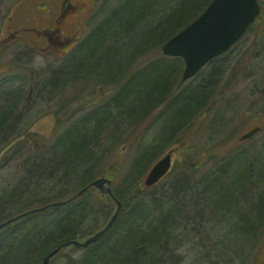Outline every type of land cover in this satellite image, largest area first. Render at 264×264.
Segmentation results:
<instances>
[{
	"label": "rangeland",
	"instance_id": "obj_1",
	"mask_svg": "<svg viewBox=\"0 0 264 264\" xmlns=\"http://www.w3.org/2000/svg\"><path fill=\"white\" fill-rule=\"evenodd\" d=\"M14 1L0 0V38L5 14ZM89 2L80 39H85L107 13L121 4L120 0ZM259 2L261 13L258 20L242 39L187 81L182 80L183 58L166 56L161 51L163 44H151L138 53L127 73L163 58L178 64L180 84L169 97L189 86L209 85L213 93L201 104V110H193L189 114L188 121L175 134L167 131L166 113L163 112L169 97L162 106L139 119L134 116L129 119L121 115V109L119 113L112 105L107 106L108 111L104 112L106 116L103 118H107L109 123L106 129L99 132L98 141H91V164H82L74 172L61 164L63 149L56 145L59 137L68 128L79 125L92 111L111 102L132 72L116 81L112 80L116 71H108L103 79L94 74L86 77L80 74L83 66H78L76 61L82 57L77 52L82 41L67 54H42L27 47L21 40L3 42L0 51V106L6 107L16 101L19 105L0 134V219L39 207L49 200H61L75 194L82 185L83 177L79 174L89 166L93 167L94 179L99 176L112 179L113 190H118L123 199L127 198L132 183L144 184L151 166L173 149L174 167L170 174L149 187L148 193H139L149 200L156 192H167L168 196L175 191L174 184H178L176 189L180 192L181 180L186 182L181 187L184 197L193 186L199 193L194 196L193 205L190 203L189 206V214L195 221L190 226L193 233L178 234V238L183 240L181 248L167 262L188 264L196 257V251L203 248L206 256L204 264H215L218 259L220 263L228 260L227 264H264V219L255 226L257 231L251 238L241 231L245 229V223L240 221L245 220L246 215L248 219H256V208L258 206L259 209L260 201L264 200V128L250 139L240 138L257 125L255 117L250 115L249 105L264 94V0ZM114 60L110 57L109 62L114 64ZM236 69L240 72L231 81ZM146 77L150 78L149 75ZM33 82L35 87L30 90L29 85ZM18 95L23 97L18 99ZM113 118H116L115 122ZM95 123L96 120L87 123L86 128H94ZM90 128L87 135L98 133ZM180 141L185 144L178 148ZM143 153L148 154L150 161L132 182L130 172ZM248 168L250 172H246ZM211 174L222 176L218 179L224 183L238 182L233 184V190L239 198L233 201L232 208L227 209L219 202V209L203 213L204 207L211 203L202 194V184ZM249 176L252 179L246 182ZM87 193L83 195V200L88 203L87 206L97 210L93 214L90 207L86 209L90 212L83 225L87 236L81 240L95 233L97 230L94 229L105 222L108 213L112 216L117 207L114 202L106 203L103 197L106 195L97 187H92ZM182 204L185 202L182 201ZM30 216L22 217L25 220L23 234L47 222L45 214L36 218ZM183 227L181 229L186 231ZM214 244L228 256L222 254L223 257L216 258ZM20 245V240L15 239L8 248L14 246L13 250L17 252ZM81 251L75 250L74 246H66L63 252L52 258L50 264H76ZM38 260L41 264L43 257H38Z\"/></svg>",
	"mask_w": 264,
	"mask_h": 264
},
{
	"label": "trees",
	"instance_id": "obj_2",
	"mask_svg": "<svg viewBox=\"0 0 264 264\" xmlns=\"http://www.w3.org/2000/svg\"><path fill=\"white\" fill-rule=\"evenodd\" d=\"M120 1L121 4L107 13L104 20L79 45L77 52L82 57L76 62L78 66H83L80 74H84L85 77L88 74H94L103 79L108 71H116L112 80L116 81L121 76L123 79L125 74L132 72L127 73V70H130L132 59L137 57L138 53L144 51L151 44L157 43L158 46L164 44L199 16L211 0ZM254 24L255 22L251 27ZM110 57L115 59L114 64L109 62ZM116 62H118L117 66ZM238 72L240 69L233 72L231 81L235 80ZM146 75H149L150 78H147ZM178 75V64H174L173 61H166L165 58L133 71L111 102L92 111L93 113L89 114L79 125L68 128L59 137L56 145L63 149L64 160L61 164L73 172L82 164L90 165L93 154L90 147L91 141H98L99 132L106 129L109 123L107 118H103L106 116L104 112L108 111L107 106L112 105L119 113L121 109V115L127 116L129 119L132 116L138 119L148 116L158 106H162L173 93L176 85L180 84ZM187 89L181 93L180 91L175 92V96L168 98L167 106L163 109L164 114L166 113L164 116L166 129L170 133L174 132L173 134H175L181 125L183 127L188 121L189 114L193 110H201V104L205 103L206 99L213 93L209 85L189 86ZM21 97L23 96L18 95V99ZM18 105L16 101L11 105H6V107L0 106V134L9 123ZM249 106L250 115L255 117L254 122L261 125L263 129L264 94L256 101H252ZM95 120L94 128H86L87 123ZM113 120L115 122L116 118ZM89 128L90 130L94 129V132L98 131V133L92 136L87 135ZM180 138H182L181 135ZM182 143L184 142L180 141V145L178 143L177 147H181ZM149 161L148 154L143 153L139 156L134 163L133 171L130 172L132 182L146 169V163ZM92 168L89 166L82 170V174H79L83 177L80 189L94 180ZM248 170L249 168L246 172ZM220 177L222 179V176ZM220 177L217 174L214 176L211 174L206 182L199 183L202 184V194L211 203L210 206L204 207L203 213H212L213 210L219 209V202L230 209L234 206L232 205L233 201L239 198L233 190V184L238 182L234 180V183H224L218 179ZM251 179L252 176H249L246 182ZM181 181L180 192L176 189L178 184H174L172 187L175 191L170 195L167 196V192L163 191L156 192L151 196V200L139 195L140 192L148 193V188L143 183H132L128 190V196L124 199L118 190H114L116 197L123 202V208L117 220L97 242L87 247H74L75 250H82L76 264H169L168 259L178 251L179 247L181 248V242H183L182 237L178 238V234L180 232L193 233L190 226L195 224L194 219L189 214V206H191L190 203L195 202L194 196L198 191L193 186V192L190 189L185 195V197L188 196L185 199L181 187L186 182ZM88 191L83 195H87ZM77 193L61 199L66 200L73 197L65 204L53 205L45 210L29 214L32 218L45 214L44 217L47 220V222H43L41 227L36 225L34 231L31 229L23 234L25 232L22 227L25 221L23 218L0 230V264H39L40 259L38 260V257H44L53 248L61 245L63 247L60 252H63L66 248L64 245L66 242L87 236L83 225L89 219L90 212L94 214L97 209L87 206L88 203L83 200V195L75 198ZM103 197L106 203L114 202L108 195ZM57 199L49 200L43 205L61 201ZM182 201L185 204H182ZM87 208L90 209V212L86 210ZM256 211V219L251 217L248 219L247 215L245 220L244 218L240 219L245 223V229L241 231L250 235L248 238L254 235L257 231L255 226L264 219V200L260 201L259 209L257 206ZM107 215L105 221L111 217L109 213ZM10 217L12 216L0 219V221ZM181 227L187 230L184 231ZM242 234L244 235V233ZM15 239H19L21 242L17 252L13 250L14 246L8 248V245ZM192 243L194 242L192 241ZM214 247L216 258L223 257L221 256L223 254L222 249L215 244ZM212 249L209 251L211 252ZM199 250L196 251L194 260L189 261L188 264H204L206 261L204 250L203 248ZM223 255L226 256L227 254ZM220 261L218 259L215 264H227L229 262L227 260L220 263Z\"/></svg>",
	"mask_w": 264,
	"mask_h": 264
},
{
	"label": "water",
	"instance_id": "obj_3",
	"mask_svg": "<svg viewBox=\"0 0 264 264\" xmlns=\"http://www.w3.org/2000/svg\"><path fill=\"white\" fill-rule=\"evenodd\" d=\"M261 11V5L258 0H212L206 9L189 25L179 31L166 41L161 50L168 56H181L185 60V69L182 80L186 81L197 74L213 58L228 51L241 37L246 33L250 25L255 21ZM257 126L245 132L241 139H248L254 136L259 130ZM173 162V150L163 155L150 168L147 173L144 184L147 187L157 184L171 169ZM90 186H95L101 192L109 194L118 204L117 210L112 215L111 220L106 227L87 239L72 240L65 245L73 244L75 246H89L97 241L114 223L122 209L120 202L113 193L112 179L101 176L94 179ZM88 186V187H90ZM88 187L81 189L77 195L83 194ZM66 201H58L42 207L33 208L16 215L0 223V229L13 223L19 218L46 209L50 205L63 204ZM62 246L49 251L43 258L41 264H49L51 258L55 256Z\"/></svg>",
	"mask_w": 264,
	"mask_h": 264
},
{
	"label": "flooded vegetation",
	"instance_id": "obj_4",
	"mask_svg": "<svg viewBox=\"0 0 264 264\" xmlns=\"http://www.w3.org/2000/svg\"><path fill=\"white\" fill-rule=\"evenodd\" d=\"M89 6V0L14 1L2 24L0 51L3 42L21 40L42 54H67L81 40Z\"/></svg>",
	"mask_w": 264,
	"mask_h": 264
},
{
	"label": "bare ground",
	"instance_id": "obj_5",
	"mask_svg": "<svg viewBox=\"0 0 264 264\" xmlns=\"http://www.w3.org/2000/svg\"><path fill=\"white\" fill-rule=\"evenodd\" d=\"M91 182H92V181H91ZM91 182H90L88 185H86L85 187L90 186ZM85 187H83V188H85ZM83 188H81V189H83ZM91 188H92V186L88 187L87 190H89V189H91ZM81 189H80V190H81ZM87 190H86V191H87ZM117 199H118V198H117ZM118 200H119V199H118ZM119 201L122 202L121 200H119ZM117 208H118V204H117V207H116L115 211L117 210ZM122 208H123V202H122ZM115 211H114V212H115ZM16 215H18V214H16ZM16 215H14V216H16ZM111 218H112V216H111L107 221H105L104 223H102L103 226H102V224H101L102 228H104V227L107 226V224L109 223V221L111 220ZM117 218H118V217H117ZM116 220H117V219H116ZM116 220H115V221H116ZM115 221H114V223H115ZM114 223H113V224H114ZM113 224L111 225V227L113 226ZM101 226L98 227V228H96V229H94V230H97L96 232H98L99 229L101 228ZM111 227H110V228H111ZM110 228H109V229H110ZM109 229H108V230H109ZM108 230H107V231H108ZM107 231H106V232H107ZM106 232H105V233H106ZM105 233H104V234H105Z\"/></svg>",
	"mask_w": 264,
	"mask_h": 264
}]
</instances>
